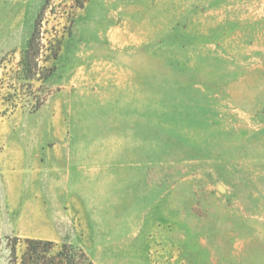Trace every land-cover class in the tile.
I'll list each match as a JSON object with an SVG mask.
<instances>
[{"label":"rangeland","instance_id":"rangeland-1","mask_svg":"<svg viewBox=\"0 0 264 264\" xmlns=\"http://www.w3.org/2000/svg\"><path fill=\"white\" fill-rule=\"evenodd\" d=\"M45 3L0 0V264H264V0H48L29 81Z\"/></svg>","mask_w":264,"mask_h":264},{"label":"trees","instance_id":"trees-1","mask_svg":"<svg viewBox=\"0 0 264 264\" xmlns=\"http://www.w3.org/2000/svg\"><path fill=\"white\" fill-rule=\"evenodd\" d=\"M47 3L48 0L44 4L22 52L21 77L25 80L45 82L55 70L54 65L47 67L42 64L47 61V58L57 59L60 49V44L47 45L43 42L41 15ZM44 52L49 53L45 59L42 58ZM19 244L22 246L21 249ZM9 264H95V262L83 247L71 242L15 236L10 243Z\"/></svg>","mask_w":264,"mask_h":264}]
</instances>
